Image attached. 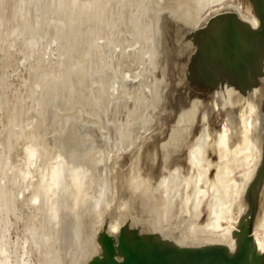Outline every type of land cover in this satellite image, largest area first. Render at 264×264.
I'll return each instance as SVG.
<instances>
[{
	"label": "rangeland",
	"instance_id": "1",
	"mask_svg": "<svg viewBox=\"0 0 264 264\" xmlns=\"http://www.w3.org/2000/svg\"><path fill=\"white\" fill-rule=\"evenodd\" d=\"M246 2L198 0L196 23L206 24L213 15L232 8L253 31H258ZM172 4L174 0H0V264H107L103 240L108 242L115 263L129 264L124 257L128 250L122 243V227L112 228L113 221L119 219L120 223L127 212L118 211L119 201L105 207L109 170L115 166L118 172L126 168L129 173L140 158L138 165H143L142 152L157 145L164 132L175 137L185 125L186 132L193 133L195 127L197 131L202 124L198 116L210 102L209 84L213 80L208 66H204V83L198 85L187 75L179 94L184 106L173 120L167 124L164 121L170 113L168 90L172 80L167 58L187 47L193 49L196 58L199 52L195 45L203 35L196 31L176 41L175 33L167 28V6ZM230 26L226 23L223 28L228 30L224 33L227 38ZM257 37L248 36L250 47ZM134 48L136 52L130 53ZM232 63L240 75L247 77L250 61ZM191 64L188 58L187 64H181L182 69L186 65L181 75L192 68ZM230 65L221 72L231 73ZM223 80L227 85L233 83L230 75ZM238 88L247 99L260 95L257 87L238 84ZM223 95L231 105L229 92ZM235 112L230 111L232 140H227L219 171L231 180V186L238 185L242 175L251 173L257 164L256 149L246 157L245 145L239 149L238 144L232 145L235 123L242 119L234 117ZM247 137L244 135V142ZM104 138L109 141L105 153L95 148ZM196 147L189 149L186 162L170 169L174 171L168 179L174 174L178 178L177 202L183 203L193 186L188 164L211 163L209 149H201L194 161L190 158ZM152 155L149 157L156 154ZM60 169L64 186L50 188L55 184L50 183L55 180L51 176L56 178L53 171L60 173ZM213 172L211 177L218 173ZM206 180L210 181L208 177ZM66 185L77 198L72 193L71 200ZM221 193L212 192V198ZM237 200L235 196L234 202ZM142 206L156 217L144 200ZM191 216L184 212L180 221ZM239 219L233 213L218 230L201 221L188 244L193 248L200 245V253L204 248L211 250L209 246L224 245L231 241L233 232H240ZM249 222L247 237L264 248V221L263 225L252 218ZM181 226L173 227L175 234ZM202 254L208 256L210 252Z\"/></svg>",
	"mask_w": 264,
	"mask_h": 264
},
{
	"label": "bare ground",
	"instance_id": "2",
	"mask_svg": "<svg viewBox=\"0 0 264 264\" xmlns=\"http://www.w3.org/2000/svg\"><path fill=\"white\" fill-rule=\"evenodd\" d=\"M174 1L175 4L167 6V9L170 10L167 28H170L171 32L173 31L172 33H175V40L178 41L182 36L185 37L188 34H195L196 31H200L203 35L201 36L200 42L195 45V51L199 52V56L197 55L196 58L192 55L193 49L190 50L188 47L187 49L182 48L178 52H172L170 57L167 58L169 73L172 80L171 87L168 90L170 113L166 116V120L164 121L166 124L167 122L169 123L170 120H173L172 118H174L173 116L175 114L180 113V108L184 106L182 96L179 94L188 76H191L192 79L194 78L196 82H198V85L204 83L205 72H203V70L206 66H208L211 71L213 80L209 84L211 91H209L208 99H210V102H208L207 106L203 108L198 116L199 124H202L197 128V131L195 127V132H186V125L182 128L183 130L179 131L180 134L175 137H173V135H168L169 133L166 131L168 134L164 132L161 137H158L160 139L157 145L148 149L146 153L145 151L142 152L143 165H138V163H140V157L142 156L141 154V156H139L140 159L131 165L129 173L126 168L119 172L115 170V166L110 168L109 197L107 196L109 199L105 207L112 206L115 202L119 201L121 204L118 206V211L121 209L127 212L125 218L121 220L120 223L119 219L113 221L112 228L120 225L122 227V243L128 250V253L124 257L125 260H129V264H212L211 262H213V264H264V248L262 247L261 249L258 243L253 242L247 237L250 218H252L253 221L258 220L259 223L257 225H263L264 221V0H247L246 2L255 16V22L258 24V31L255 30L256 32L253 31L252 27L245 23L238 12L232 8H226L221 14L218 13L213 15L206 24H198L196 23V2L198 0ZM226 23H231L232 25V27L230 26L229 38L224 34L228 33V30L226 31L223 29ZM248 36H258L253 42L254 44H251V47L249 45L250 41ZM230 44H232V46ZM134 52H136V48L130 51V53ZM183 55L185 57L181 58ZM187 58L192 62V68H187L181 75V72L186 67L185 65L182 69L181 64H187ZM243 59L245 63L249 61L251 63L249 71L246 73L248 74L247 77L246 75H240L233 67V63L230 65L232 61L236 64V62H240V60L243 61ZM228 65H230L231 73L228 72L229 74H227L226 72H221ZM184 74L185 77H183ZM227 75H230L231 81L233 80L232 84L227 85L224 83L223 78ZM238 84L252 89L257 87L260 95H250V98L247 99L246 96L242 94V90L238 88ZM224 92H229L231 105H227L228 103L223 95ZM166 106L168 108V105ZM234 110L236 111L234 117L242 116V119L241 122L236 121L235 123L236 128L233 129V134L231 135L233 137L232 145L238 144L236 145L238 149L245 145L246 157L248 153L252 154L253 149H256L257 164L251 173L242 175L238 185L231 186V180H227L228 178L225 173L219 174V171L221 167L220 161L223 157L222 152L228 149L227 140L230 139L229 135L232 130L231 122L228 121V119L230 115H232L230 111L233 112ZM57 118L59 119V117ZM244 135H247L249 140L244 142ZM230 140H232V138ZM108 146L109 141L107 138H104L96 143L95 148H99L105 153ZM193 146H197L194 155H190L193 161L195 160V156L203 152L201 149H209L211 163L193 162L188 164L189 171L192 172L193 186L190 195L186 196L184 202L181 203L179 201L177 202L176 198L177 194H179L175 191V184L178 179L177 175L174 174L170 179L168 178L175 168L181 166L183 161H187L188 151ZM162 150L164 151L161 152ZM28 151L30 152V150ZM153 152L156 155L150 158L149 156H151ZM174 153L176 156H173ZM98 156L99 154L97 153V157ZM157 156H161L162 158H160L161 161L157 159L159 161L158 166L156 160ZM109 160L111 159L109 158L108 161ZM200 166L202 167L200 168ZM64 167L65 166H62L61 169ZM171 168H174L172 172L170 170ZM61 169L59 170L60 173L55 170L53 171L55 173L52 175H55L56 178L51 176L52 180H55L50 181V183L55 182V184L54 186H49L48 184L50 188H57L59 186L62 188L64 186L65 183H63V181L65 179L62 182V179H60L63 177L60 176ZM134 169H137L138 173H136ZM213 170H216V172L218 171V173H216L214 177H211L210 175ZM205 174L207 175L205 176ZM128 175L130 179H128ZM207 177L210 180L209 182L206 180ZM151 179L155 180V183L152 184ZM70 183L71 186L72 182ZM73 186L71 187L74 191L75 189ZM65 187L69 190L68 192L71 191L68 189V185ZM64 190H66V188H64ZM219 190L222 191L221 195L215 194L212 198V192L214 194ZM51 191H53V189ZM73 191V194L71 192L70 194L68 193L71 200L73 197L77 198V195ZM71 194L73 197H71ZM61 195L63 197V194ZM235 196H238L236 202H234ZM46 199L48 198L46 197ZM67 199L69 198L67 197ZM143 200L146 206H151V212L156 217H151L148 210L142 206ZM33 201H35V199ZM33 201L31 204H33ZM260 201L261 204H257ZM71 204H69V206H71ZM231 206H233L232 210H230ZM98 212L100 211L97 210L96 213ZM184 212L191 213L192 216L186 221H180L181 215ZM233 213L240 216L237 222L240 232H233V234H231V241L224 245L221 243L220 246H209L211 250L205 251L204 249L206 248H204L201 252H210L208 256L200 253L199 249L201 247L198 249L200 245L193 248L188 244L194 238L195 230L200 226L201 221L210 224L213 230H218L223 225L222 221L231 218ZM86 222L84 221V227H86ZM161 222H163L164 225L160 226L159 223ZM97 223L101 224L102 222L97 221ZM180 224H182V226L178 228L175 234L173 227ZM223 240L224 239H222V242ZM103 243L104 255H108L105 258L107 264H117L114 261L112 250L108 242L103 240ZM200 254L201 256H199Z\"/></svg>",
	"mask_w": 264,
	"mask_h": 264
}]
</instances>
